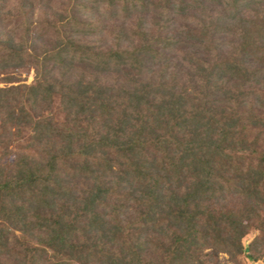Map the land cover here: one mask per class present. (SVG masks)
Returning a JSON list of instances; mask_svg holds the SVG:
<instances>
[{"label":"trees","instance_id":"obj_1","mask_svg":"<svg viewBox=\"0 0 264 264\" xmlns=\"http://www.w3.org/2000/svg\"><path fill=\"white\" fill-rule=\"evenodd\" d=\"M221 255L264 261V0H0V264Z\"/></svg>","mask_w":264,"mask_h":264},{"label":"rangeland","instance_id":"obj_2","mask_svg":"<svg viewBox=\"0 0 264 264\" xmlns=\"http://www.w3.org/2000/svg\"><path fill=\"white\" fill-rule=\"evenodd\" d=\"M28 76V80H31V78H32V73H30L29 75H27ZM252 235H253V233H249V234H247L245 237H244V239H243V241H244V243H247L249 240H250V238L252 237ZM221 257L223 258V260H225L226 261V264H233L232 262H230V261H228L226 258H227V256L226 255H221ZM264 261L263 260H260V261H252V260H250L249 258H244V264H262Z\"/></svg>","mask_w":264,"mask_h":264}]
</instances>
